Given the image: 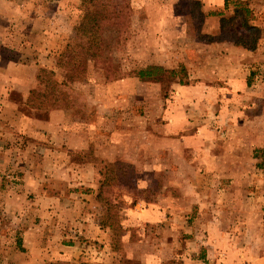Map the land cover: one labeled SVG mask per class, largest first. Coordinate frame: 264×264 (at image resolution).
Masks as SVG:
<instances>
[{
	"label": "rangeland",
	"instance_id": "rangeland-1",
	"mask_svg": "<svg viewBox=\"0 0 264 264\" xmlns=\"http://www.w3.org/2000/svg\"><path fill=\"white\" fill-rule=\"evenodd\" d=\"M21 1L9 43L30 49L0 56V259L9 244L13 264H264V56L236 15L248 1ZM92 11L100 55L71 81L59 58L72 44L81 59ZM8 59L29 82L5 76ZM149 65L173 72L139 78ZM156 201L183 214L133 213Z\"/></svg>",
	"mask_w": 264,
	"mask_h": 264
},
{
	"label": "crops",
	"instance_id": "crops-1",
	"mask_svg": "<svg viewBox=\"0 0 264 264\" xmlns=\"http://www.w3.org/2000/svg\"><path fill=\"white\" fill-rule=\"evenodd\" d=\"M244 1H248V4L252 10V12L254 13V19L253 22L254 24H256L257 26H259L262 29V34L260 35L259 39H258V43L256 45V47L254 48V53L256 54V56H264V0H244ZM21 0H0V56L2 57H9L8 52L7 51H11L14 50L15 52H19L21 54L23 53H27L28 49H30V47H28V43L25 42L24 45H11L9 42L12 39L13 36H11L10 30L12 25H14V23H16V20H20L18 22L23 23V21L27 22L26 20L28 19L27 16H19V14H21V12L23 13L24 11H26V7L23 3V5L21 4ZM231 0H204L205 3V8L208 11H222V10H226L227 8H233V6L230 4ZM17 5V6H16ZM17 11H19L17 14L15 13L16 9ZM215 13V12H214ZM24 17V18H23ZM26 39V37H22V40ZM34 49L36 50V48L34 47ZM4 51V52H3ZM27 55V54H26ZM30 55V54H28ZM28 55L26 56V58L28 57ZM24 59V61L28 63L27 59ZM8 64L6 65L5 69L3 70L5 73V76L8 77L10 79V81L12 79V83H17V82H23L25 81V83L29 82V78L26 77V71L22 72L21 71V67L23 66V64H20L19 66L16 65V62L11 61V59H8ZM257 65L259 64H252V69H255L257 67ZM19 69L21 74L20 75H16L13 73V71ZM10 75V76H9ZM12 78V79H11ZM240 83H242V80H239ZM249 85V83H247ZM7 106V105H6ZM26 120V119H24ZM29 120V119H28ZM27 121V120H26ZM38 173V172H36ZM38 175V174H37ZM140 208V211H138V209ZM133 213H135V215H138L142 220L144 221H148L151 223H159V221H166V223L170 224L171 221H167L165 220L166 217H179L181 216L183 213H178L176 211V209H172V208H167L166 206L162 205L161 201H156V202H149V203H142V204H138L135 206V208L133 209ZM217 225H219V221L217 220ZM215 225V224H213ZM216 226V225H215ZM26 246L28 244V239L26 240ZM11 242V241H10ZM210 244L212 246V248L215 250V254H213V257L211 258L213 261H215L216 259H218L219 254L221 255V250L220 252H217V249H219V247L225 248L223 246L222 243H219V241H210ZM4 246V245H3ZM237 245L235 244V247ZM30 249L32 251L34 250H38L40 249V246L38 245H30ZM263 247V246H262ZM4 248L6 249V255H4L1 259H0V264H13V258L12 255L13 254V245H9L6 244V246H4ZM225 252V251H224ZM228 255V253H226ZM209 257V256H208ZM223 258V257H221ZM264 258H261V261H263ZM44 258H41V262L43 264ZM151 260H143V262L146 263H150ZM207 261V260H206ZM220 261V259H219ZM2 262V263H1ZM16 264H40L37 260V258L35 256L29 255L25 256L24 259H22V261L19 260H15L14 261ZM246 264V263H245Z\"/></svg>",
	"mask_w": 264,
	"mask_h": 264
},
{
	"label": "trees",
	"instance_id": "trees-1",
	"mask_svg": "<svg viewBox=\"0 0 264 264\" xmlns=\"http://www.w3.org/2000/svg\"><path fill=\"white\" fill-rule=\"evenodd\" d=\"M251 13H252V10L247 2H243V1L238 2L237 8H236V15L244 16L243 17L244 25L247 27V30L250 32V35H252V38L245 40L244 43L248 45L250 48H255L258 42V39L260 37L261 28L257 26L256 24H254L253 22H250ZM86 16H87V21H85L84 24L82 25V29L90 33V35L88 36V40L85 42V44L82 47L83 50L80 56L81 59L77 60L74 58V56L72 55V53L74 52V49H73L74 47L72 44H67L64 51H62L60 58H59V62H58L60 66H64V68L66 69V74L70 78L71 81L80 79L79 77L82 75L80 73L84 72V70H79V69L77 70L76 63L86 65L88 61L95 59L100 55L98 51L101 46L98 44V42L93 43V41H91V37H93V40L101 37L100 29L102 28V25L100 21L102 18L105 19V16L102 17L101 11H92V12H89ZM168 71L170 70H167L162 66L149 65L145 68L139 69L136 73L141 79H150V78H155V77L159 78L158 75H160L161 73L164 74L165 72H168ZM170 72H173V71H170ZM109 165H110V172L116 171L114 168L118 167V165H120V169L126 170V168L129 167V170L130 168L135 170V167L132 164H129V163L126 164L121 161L110 162ZM99 194H98V197H100Z\"/></svg>",
	"mask_w": 264,
	"mask_h": 264
}]
</instances>
